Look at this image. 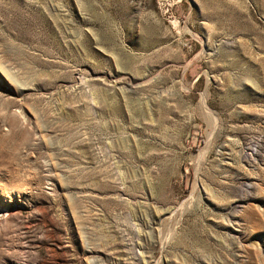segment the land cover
I'll list each match as a JSON object with an SVG mask.
<instances>
[{
	"label": "rangeland",
	"instance_id": "1",
	"mask_svg": "<svg viewBox=\"0 0 264 264\" xmlns=\"http://www.w3.org/2000/svg\"><path fill=\"white\" fill-rule=\"evenodd\" d=\"M0 264H264V0H0Z\"/></svg>",
	"mask_w": 264,
	"mask_h": 264
},
{
	"label": "bare ground",
	"instance_id": "2",
	"mask_svg": "<svg viewBox=\"0 0 264 264\" xmlns=\"http://www.w3.org/2000/svg\"><path fill=\"white\" fill-rule=\"evenodd\" d=\"M3 219V217L2 216H0V221Z\"/></svg>",
	"mask_w": 264,
	"mask_h": 264
}]
</instances>
